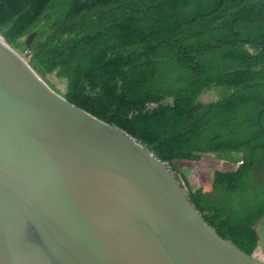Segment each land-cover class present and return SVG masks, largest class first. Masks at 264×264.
<instances>
[{"label": "trees", "instance_id": "trees-1", "mask_svg": "<svg viewBox=\"0 0 264 264\" xmlns=\"http://www.w3.org/2000/svg\"><path fill=\"white\" fill-rule=\"evenodd\" d=\"M35 30L33 69L65 79L67 101L166 162L221 237L253 254L264 217V0H0L6 43L25 52ZM214 90L219 100L203 104ZM221 160L244 162L224 172ZM197 165L196 180L180 172Z\"/></svg>", "mask_w": 264, "mask_h": 264}, {"label": "water", "instance_id": "water-1", "mask_svg": "<svg viewBox=\"0 0 264 264\" xmlns=\"http://www.w3.org/2000/svg\"><path fill=\"white\" fill-rule=\"evenodd\" d=\"M0 264L264 261L221 237L166 162L52 90L3 38Z\"/></svg>", "mask_w": 264, "mask_h": 264}, {"label": "rangeland", "instance_id": "rangeland-1", "mask_svg": "<svg viewBox=\"0 0 264 264\" xmlns=\"http://www.w3.org/2000/svg\"><path fill=\"white\" fill-rule=\"evenodd\" d=\"M63 2H68L70 0H61ZM36 31V30H35ZM33 33V32H32ZM30 35V34H29ZM28 35V36H29ZM0 36H3L0 34ZM24 37L21 39L22 43H24L27 47V44H26V38L28 37ZM37 37V36H36ZM36 44V41H34V44L32 47H34V45ZM22 49H24L23 47H21ZM21 48H15L16 51L21 54L27 61L29 60V56H27L26 54V51L24 52ZM43 79V78H42ZM43 81L52 89L54 90L55 92H57L59 95L61 96H64V94L66 93V88H67V81L65 79H62V78H59V77H56L54 74L53 75H49L47 76L46 80L43 79ZM219 99V95L218 93L214 90L212 92V95H206L204 96L202 99H200L202 101L203 104H210L212 102H215ZM214 157V156H213ZM264 169V167H263ZM180 172H183L185 173L184 175L186 177H190V173H186V171H180ZM178 175V177L181 179V181L184 183L185 185V182L182 180L181 176L179 174H176ZM192 175V174H191ZM193 178H195V174H193ZM186 186V185H185ZM259 247H260V251L261 252H255V254L264 259V217H262L259 221ZM263 229V230H261Z\"/></svg>", "mask_w": 264, "mask_h": 264}, {"label": "crops", "instance_id": "crops-1", "mask_svg": "<svg viewBox=\"0 0 264 264\" xmlns=\"http://www.w3.org/2000/svg\"><path fill=\"white\" fill-rule=\"evenodd\" d=\"M209 96L210 95H212V93H210V94H208ZM228 161H231V160H228ZM240 161L241 160H237V161H231V162H239L240 163ZM197 168H199V165H197V166H194L191 170H189V171H191V172H189L190 173V177H187L188 179H190V180H194V178H193V174H195V180L196 179H198V173H197V171L195 170V169H197ZM232 168H235V165H233V164H230V163H228V162H226V160H221V163H220V169L221 170H224V169H232ZM192 174V175H191ZM193 182V181H192ZM207 182H208V185H207V191L208 192H212L213 191V188H212V180L210 181V180H208L207 179ZM209 184L211 185L210 187H209ZM258 224H259V222H258ZM257 224V226H256V230L259 232V225ZM261 230H263V229H261ZM258 235H259V233H258ZM259 246V245H258ZM258 249H259V251H260V247H258ZM261 252V251H260Z\"/></svg>", "mask_w": 264, "mask_h": 264}, {"label": "built area", "instance_id": "built-area-1", "mask_svg": "<svg viewBox=\"0 0 264 264\" xmlns=\"http://www.w3.org/2000/svg\"><path fill=\"white\" fill-rule=\"evenodd\" d=\"M26 54H27V56H29V60H28V63H30V61L32 60V58H33V56H34V53L31 51V49H28L27 51H26ZM243 161H241V163H242Z\"/></svg>", "mask_w": 264, "mask_h": 264}, {"label": "clouds", "instance_id": "clouds-1", "mask_svg": "<svg viewBox=\"0 0 264 264\" xmlns=\"http://www.w3.org/2000/svg\"><path fill=\"white\" fill-rule=\"evenodd\" d=\"M28 49H31V48H28ZM205 96H206V95H205ZM218 100H219V99H218ZM241 161H242V160H241ZM241 161H240V165L244 162V161H243V162L241 163ZM176 176H178V175H176ZM258 247H259V246H258ZM258 247H257V249L253 252V254H251V255H253V256H255L256 258H258V259L264 261V259L258 257V256L255 254V252H260L259 249H258Z\"/></svg>", "mask_w": 264, "mask_h": 264}, {"label": "bare ground", "instance_id": "bare-ground-1", "mask_svg": "<svg viewBox=\"0 0 264 264\" xmlns=\"http://www.w3.org/2000/svg\"><path fill=\"white\" fill-rule=\"evenodd\" d=\"M0 39H3V37H0Z\"/></svg>", "mask_w": 264, "mask_h": 264}]
</instances>
